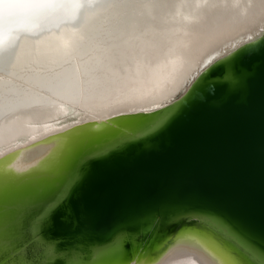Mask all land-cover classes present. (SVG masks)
<instances>
[{
    "label": "bare ground",
    "instance_id": "6f19581e",
    "mask_svg": "<svg viewBox=\"0 0 264 264\" xmlns=\"http://www.w3.org/2000/svg\"><path fill=\"white\" fill-rule=\"evenodd\" d=\"M262 36L264 0H0V212L16 245L0 264H264V250L199 208L165 213L145 238L118 230L70 246L46 233L49 206L88 158L141 139L207 64Z\"/></svg>",
    "mask_w": 264,
    "mask_h": 264
},
{
    "label": "water",
    "instance_id": "95a60500",
    "mask_svg": "<svg viewBox=\"0 0 264 264\" xmlns=\"http://www.w3.org/2000/svg\"><path fill=\"white\" fill-rule=\"evenodd\" d=\"M236 50L162 105L192 92L153 135L85 161L71 196L47 219L50 238L70 246L103 243L118 230L145 238L165 213L199 208L264 250V36Z\"/></svg>",
    "mask_w": 264,
    "mask_h": 264
},
{
    "label": "snow or ice",
    "instance_id": "6c2138e0",
    "mask_svg": "<svg viewBox=\"0 0 264 264\" xmlns=\"http://www.w3.org/2000/svg\"><path fill=\"white\" fill-rule=\"evenodd\" d=\"M228 62H225L224 65H218L217 67H227ZM200 87V82L193 86L192 91L195 92ZM172 115V110H167L164 112L159 113L155 117L151 118L150 123L147 124L146 127L142 129L139 133L140 136L149 137L153 135L157 130L161 129L165 123L169 120L170 116ZM115 145L108 146L105 151H111L115 148ZM80 179V173L77 171L72 175L69 181L65 184L64 189L61 193V196L58 198L56 203H53L49 206L48 215L51 214V211L55 209L59 203L63 202L64 200L68 199L72 192L74 185L77 184V181ZM209 222L221 233H223L226 237L231 239H238L236 234L232 231V229L225 224L224 222L214 218L209 217ZM36 230L39 229V224L35 226ZM9 248L13 252L16 249L15 245V237L12 231V225L10 219H6L2 212H0V249Z\"/></svg>",
    "mask_w": 264,
    "mask_h": 264
},
{
    "label": "rangeland",
    "instance_id": "374dc122",
    "mask_svg": "<svg viewBox=\"0 0 264 264\" xmlns=\"http://www.w3.org/2000/svg\"><path fill=\"white\" fill-rule=\"evenodd\" d=\"M181 93H182V92H179V93H177V95H176V96H174V98H173V99H176V98H177V96H178V95H180ZM173 99H172V100H173Z\"/></svg>",
    "mask_w": 264,
    "mask_h": 264
}]
</instances>
